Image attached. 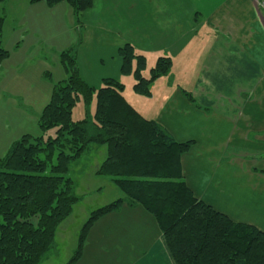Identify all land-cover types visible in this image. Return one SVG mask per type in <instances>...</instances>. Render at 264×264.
<instances>
[{
    "label": "trees",
    "instance_id": "16d2710c",
    "mask_svg": "<svg viewBox=\"0 0 264 264\" xmlns=\"http://www.w3.org/2000/svg\"><path fill=\"white\" fill-rule=\"evenodd\" d=\"M53 7L65 3L75 18L93 0H29ZM0 64L9 53L1 46ZM80 23V22H79ZM121 74H134L133 91L150 96L153 83L167 75L171 62L159 58L144 77L147 62L130 44L118 50ZM67 78L54 85L38 117L41 135H23L0 159V264H41L55 242L59 226L80 201L67 177L72 163L91 146H105L97 175L110 179L123 198L92 211L82 226L78 246L67 264H77L94 224L123 205L140 207L156 223L174 264H264V233L233 223L197 200L185 184L180 158L191 142H176L156 122L145 119L124 98V86L103 79L95 90L79 77L74 55L61 53ZM95 94L93 119L74 122L72 110L81 98ZM184 97L193 103L191 95ZM54 130V137L44 135Z\"/></svg>",
    "mask_w": 264,
    "mask_h": 264
},
{
    "label": "crops",
    "instance_id": "0c3cea01",
    "mask_svg": "<svg viewBox=\"0 0 264 264\" xmlns=\"http://www.w3.org/2000/svg\"><path fill=\"white\" fill-rule=\"evenodd\" d=\"M124 14L127 24L128 19L137 25V17L145 18L141 26L132 28L136 32L148 33L147 27L156 23L160 26L157 30L176 37L177 43L184 39L182 0H108L96 4L98 17ZM192 17L200 19L209 42L198 44V49H203L202 58L195 64L190 91L169 87L158 110L151 115L136 111L156 122L176 142L193 144L180 158V165L183 180L197 200L233 223L264 233V14L251 0H225ZM105 32L116 47L133 43L120 25ZM163 47L166 52L167 47ZM181 47L183 50V43ZM33 48L31 45L25 53ZM15 49H20L19 45ZM135 49L140 55L145 52ZM162 57L170 59L168 54ZM9 62L8 57L0 64V80L6 79V68L16 67ZM184 93L191 95L193 103ZM49 96L47 93L34 104L45 107ZM104 219H114L119 229H124L121 220L125 219L137 225L135 230L141 233L126 234L135 251L131 264H174L155 221L140 207L123 205ZM96 227L89 232L77 264L84 263Z\"/></svg>",
    "mask_w": 264,
    "mask_h": 264
},
{
    "label": "rangeland",
    "instance_id": "374dc122",
    "mask_svg": "<svg viewBox=\"0 0 264 264\" xmlns=\"http://www.w3.org/2000/svg\"><path fill=\"white\" fill-rule=\"evenodd\" d=\"M107 1L98 0L99 3ZM224 1L182 0L184 39L177 43L176 37L157 30L160 26L156 23L153 26L146 25L150 29L148 33L132 29L144 23L143 17H137L139 23L133 25L129 19L127 24L125 14L114 17L107 15L104 18L96 16L97 0H93L92 7L78 19L65 3L50 7L44 2L31 4L29 0H0V17L3 18L1 46L9 53L10 66H16L13 69L6 68L9 70L7 77L0 80V159L23 133L27 132L33 137L41 135L38 117L44 106L34 103L45 99L47 93L51 96L54 85L67 78L60 61L61 53L65 51L74 55L79 77L95 92L103 79H114L123 84L125 100L147 115L159 109L170 92L169 87L179 86L189 92L196 73L195 64L202 58L203 49H198V44L209 42L204 36L205 30L200 27V19L192 15L203 9L217 7ZM118 25L122 26L123 34L133 42L122 46L130 44L145 51L142 53L147 62L144 77H148V71L155 66L160 56L168 54L170 57L169 72L150 87L152 98L137 95L133 91L135 80L132 72L126 76L121 74V58L118 55L121 46L113 45V38L105 32V29L112 30ZM182 43L185 50H182ZM17 45L20 49H15ZM31 45L34 48L26 54L25 51ZM163 45L167 47V53ZM26 108H30L31 112ZM94 111L95 94L87 105L80 98L72 110V120H91ZM54 134V130H50L44 139L54 137ZM105 158V146H91L71 164L67 177L74 182L75 195L80 201L59 226L54 245L41 264H67L77 249L81 228L90 213L123 198V192L109 178L97 175ZM104 218L94 224L97 227L92 233L83 264H131L135 251L126 234L141 233L135 230L138 229L137 225L125 219L121 220L124 229H119L114 219Z\"/></svg>",
    "mask_w": 264,
    "mask_h": 264
},
{
    "label": "built area",
    "instance_id": "2783aa9c",
    "mask_svg": "<svg viewBox=\"0 0 264 264\" xmlns=\"http://www.w3.org/2000/svg\"><path fill=\"white\" fill-rule=\"evenodd\" d=\"M256 8L264 14V0H251Z\"/></svg>",
    "mask_w": 264,
    "mask_h": 264
}]
</instances>
